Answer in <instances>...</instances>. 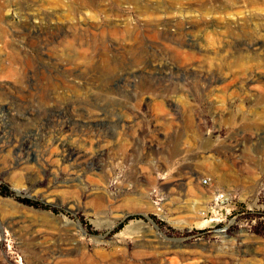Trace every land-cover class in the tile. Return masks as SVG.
<instances>
[{"label": "rangeland", "instance_id": "obj_1", "mask_svg": "<svg viewBox=\"0 0 264 264\" xmlns=\"http://www.w3.org/2000/svg\"><path fill=\"white\" fill-rule=\"evenodd\" d=\"M233 5L0 0V264H264V11Z\"/></svg>", "mask_w": 264, "mask_h": 264}, {"label": "bare ground", "instance_id": "obj_2", "mask_svg": "<svg viewBox=\"0 0 264 264\" xmlns=\"http://www.w3.org/2000/svg\"><path fill=\"white\" fill-rule=\"evenodd\" d=\"M216 3H218L213 9V11L214 12H219V13H226V12H228V9H230L228 6H226L225 4H223L222 2H216ZM233 3L234 4H236V5H238V6H241L243 9H244V14H245V16L246 17H250V20L248 19V21L246 22V23H250V24H253V22H255V19L253 18L254 16H255V13L254 12H262V11H264V0H233ZM236 5H233V7H236L237 8V6ZM201 9L204 11H208V7L205 5V4H201ZM3 22V21H2ZM1 21H0V28H2L1 27V23H2ZM39 22V21H38ZM4 23V22H3ZM40 23V22H39ZM15 24V23H14ZM14 24L12 25L13 26V28H14ZM18 24V23H17ZM17 24H15V25H17ZM22 24H24L23 22H22ZM21 24V25H22ZM38 24V23H37ZM42 24V23H41ZM43 25V24H42ZM28 26V25H27ZM29 26H30V24H29ZM39 26V25H38ZM109 26V25H108ZM110 26H111V24H110ZM109 26V27H110ZM247 26V25H246ZM246 26H244V27H246ZM25 27H26V25H25ZM85 27V26H84ZM101 27V26H100ZM19 28H20V26H19ZM27 28V27H26ZM25 28V29H26ZM38 28V27H37ZM41 28H43V27H41ZM80 28V27H79ZM108 28V27H107ZM111 28V27H110ZM115 28V27H114ZM28 29V28H27ZM34 29V28H33ZM33 29H30L31 31H30V33H32V34H34V35H41L42 34V32L44 33L45 31L44 30H42V29H38V30H33ZM116 29V28H115ZM114 29V30H115ZM81 30L83 31L84 29L82 28V26H81ZM0 31H2V30H0ZM86 31V30H85ZM88 31V30H87ZM98 31V30H97ZM3 32H4V30H3ZM69 32V31H68ZM71 32V31H70ZM117 32V31H116ZM15 33V32H14ZM18 33V32H17ZM47 33V32H46ZM61 33V32H60ZM72 33V32H71ZM101 33H103L102 32V30H101ZM1 34H3L2 32H1ZM20 34V33H19ZM57 34V33H56ZM64 34V33H63ZM22 35V34H21ZM20 35V36H21ZM33 35V36H34ZM46 35V34H45ZM48 35V34H47ZM62 35V34H61ZM66 35H67V33H66ZM102 36L104 35V33L103 34H101ZM100 35V36H101ZM2 36V35H1ZM12 36H14V35H12ZM16 37V36H15ZM22 37V36H21ZM27 37V36H26ZM43 38H44V36H42ZM1 38V37H0ZM24 38V37H23ZM39 38V37H38ZM55 38V37H54ZM48 39V38H47ZM57 39V38H56ZM105 39V38H104ZM58 40V39H57ZM1 41V40H0ZM39 41V40H38ZM56 41V40H55ZM4 42V41H3ZM39 43V42H38ZM44 44V43H43ZM40 45V44H39ZM264 46V42H255V43H252L251 44V48H253V50H259V49H261L262 47ZM41 47V46H40ZM40 49V48H39ZM43 49L44 48H42V52H43ZM38 52V51H37ZM15 53V52H14ZM43 54V53H42ZM42 54H41V57H42ZM13 55V54H12ZM12 55H10V56H12ZM38 55H39V52H38ZM9 56V55H8ZM48 56V55H47ZM13 57V56H12ZM43 57H44V55H43ZM10 58V57H9ZM19 58V57H18ZM20 58H22V57H20ZM38 58V57H37ZM36 58V59H37ZM23 59H24V57H23ZM26 59V58H25ZM24 59V60H25ZM10 60V59H9ZM11 60H13L12 58H11ZM10 60V61H11ZM16 60V59H15ZM19 60V59H18ZM18 60L16 61V62H18ZM43 60V59H42ZM20 61V60H19ZM36 61H39V60H36ZM35 61V63H37ZM11 62H15V61H11ZM16 62H15V65H16ZM21 64H22V59H21ZM27 62V61H26ZM39 63H40V61H39ZM38 63V64H39ZM12 64H14V63H12ZM19 64V63H18ZM25 64H27V63H25ZM30 64V63H29ZM38 64H36L37 66H38ZM41 65V64H40ZM12 66V65H11ZM17 66V65H16ZM22 66H24V65H22ZM26 66H28V65H26ZM35 66V65H34ZM33 66V67H34ZM41 66H43V65H41ZM20 67V66H19ZM30 67V66H29ZM36 67V66H35ZM47 67V66H46ZM45 67V69H47ZM13 68V67H12ZM23 68V67H22ZM21 68V69H22ZM32 68V67H31ZM30 68V69H31ZM49 68V67H48ZM14 69V68H13ZM18 69H20V68H18ZM23 69H25V67L23 68ZM27 69V68H26ZM25 69V70H26ZM29 69V68H28ZM28 69H27V73H28ZM69 69V68H68ZM7 70V69H6ZM34 70V69H33ZM36 70V69H35ZM40 70V69H39ZM42 70V69H41ZM52 70V69H51ZM51 70H49V71H51ZM53 70H55V69H53ZM57 70V69H56ZM71 70V69H70ZM15 71H16V67H15ZM21 71V70H20ZM37 71V70H36ZM43 71V70H42ZM41 71V72H42ZM13 72L14 71H12V74H13ZM17 72H19V70L17 71ZM16 72V73H17ZM35 72V71H34ZM40 72V73H41ZM47 72H48V70H47ZM56 72V71H55ZM54 72V74H56ZM57 72H59V71H57ZM23 73V72H22ZM35 73H37V72H35ZM39 73V72H38ZM43 73V72H42ZM52 73V72H51ZM19 75H20V73H18ZM25 74V72L22 74V75H24ZM34 74V73H33ZM43 74H45V72L43 73ZM48 74V73H47ZM59 74V73H58ZM57 74V75H58ZM13 75H15V74H13ZM18 75V77H20ZM28 75V74H27ZM49 75L51 76V74L49 73ZM48 75V76H49ZM56 75V76H57ZM16 76V75H15ZM25 76H26V74H25ZM48 76H47V78H48ZM54 76V75H53ZM70 76V75H69ZM17 77V78H18ZM27 77V76H26ZM32 77H33V75H32ZM16 78V79H17ZM21 78V77H20ZM20 78H18V79H20ZM50 78V77H49ZM48 78V79H49ZM258 79H255V80H258V81H260V82H263L264 83V76H262V77H257ZM24 79V78H23ZM54 79V78H53ZM26 80V79H25ZM49 80H51L52 81V79H49ZM20 81V80H19ZM48 81V80H47ZM53 82V81H52ZM46 84H47V82H46ZM56 85H57V83H55ZM28 85V84H27ZM47 86H49V85H47ZM47 86H45V87H47ZM44 86H42V88H43ZM44 87V88H45ZM54 87V86H53ZM42 88H41V90H42ZM43 88V90H45ZM259 90L260 91H263L264 92V86H260L259 87ZM45 91H47V89L45 90ZM7 111V110H6ZM3 124V123H2ZM244 129L245 130H248V131H250V130H256L257 129V126L256 125H253V124H249V125H246L245 127H244ZM151 142V141H150ZM73 153H74V151H72ZM69 154V153H68ZM74 155V154H73ZM74 163V162H73ZM73 165V164H72ZM126 200V199H125ZM138 200V199H137ZM137 200H129V202H128V200L126 201V202H128V204L127 205H129L130 207H137V203L139 202V201H137ZM140 204V203H139ZM140 206V205H139ZM139 208V207H138ZM137 208V209H138ZM134 209V208H133ZM136 209V208H135ZM131 210V209H130ZM142 214H144L145 216H147L146 215V213H145V211H143V212H141ZM129 214V212H124V216H126V215H128Z\"/></svg>", "mask_w": 264, "mask_h": 264}, {"label": "trees", "instance_id": "obj_3", "mask_svg": "<svg viewBox=\"0 0 264 264\" xmlns=\"http://www.w3.org/2000/svg\"><path fill=\"white\" fill-rule=\"evenodd\" d=\"M23 203H25V204H28V205H32V206H36L37 205V203H33V202H31L30 200H28V199H23V200H21ZM121 225H122V223H121ZM120 225V226H121Z\"/></svg>", "mask_w": 264, "mask_h": 264}]
</instances>
